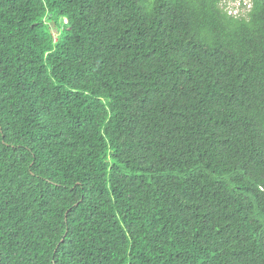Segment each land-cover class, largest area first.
<instances>
[{"label":"trees","instance_id":"obj_1","mask_svg":"<svg viewBox=\"0 0 264 264\" xmlns=\"http://www.w3.org/2000/svg\"><path fill=\"white\" fill-rule=\"evenodd\" d=\"M232 1L0 0V264H264V0Z\"/></svg>","mask_w":264,"mask_h":264},{"label":"rangeland","instance_id":"obj_2","mask_svg":"<svg viewBox=\"0 0 264 264\" xmlns=\"http://www.w3.org/2000/svg\"><path fill=\"white\" fill-rule=\"evenodd\" d=\"M240 1L241 0H235V1H232V3H228V5L233 6V7H237L240 4ZM233 10H235V9H233ZM236 10H238V9H236ZM50 24L52 25L53 33L56 35V30L54 29L53 24L52 23H50Z\"/></svg>","mask_w":264,"mask_h":264},{"label":"built area","instance_id":"obj_3","mask_svg":"<svg viewBox=\"0 0 264 264\" xmlns=\"http://www.w3.org/2000/svg\"><path fill=\"white\" fill-rule=\"evenodd\" d=\"M229 11H230L229 13L231 14V13H237L238 10L229 9Z\"/></svg>","mask_w":264,"mask_h":264}]
</instances>
